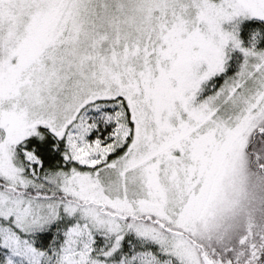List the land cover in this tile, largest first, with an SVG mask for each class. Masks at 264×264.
I'll return each mask as SVG.
<instances>
[{"label": "rangeland", "instance_id": "rangeland-1", "mask_svg": "<svg viewBox=\"0 0 264 264\" xmlns=\"http://www.w3.org/2000/svg\"><path fill=\"white\" fill-rule=\"evenodd\" d=\"M262 46L264 0H0V177L38 178L44 130L59 188L102 205L50 228L54 204L0 191V264H216L197 245L264 209Z\"/></svg>", "mask_w": 264, "mask_h": 264}, {"label": "trees", "instance_id": "trees-1", "mask_svg": "<svg viewBox=\"0 0 264 264\" xmlns=\"http://www.w3.org/2000/svg\"><path fill=\"white\" fill-rule=\"evenodd\" d=\"M251 22L253 20L247 19L238 23L236 29L242 37L241 39H244L243 28L248 26V24H252ZM231 74H234V72ZM43 131L30 135L21 143L22 147L32 149L41 161L38 178L32 179L27 175L30 178L29 181L27 179V181L21 183L20 180L11 184L5 181V177H0V191L12 197L27 198L33 203L54 204L56 208L52 212L54 218L50 217L52 218L50 219L51 222L49 221L50 228L62 223H70L75 218V215L66 216V206H74L76 209L91 207L97 209L100 214L102 205L92 200L78 199L59 188V183L62 182L60 175L63 174L61 172H64L62 163L66 152L62 148L61 140L57 147L53 148L55 140L48 132ZM117 153L118 151L111 154L109 156L110 160L119 154ZM245 156L250 172L255 174L264 186V124L252 134L245 148ZM19 174L22 176L21 173ZM24 178L26 179V177ZM259 217V221L256 220V224H252L254 226L250 227L249 232L246 230L244 234L246 236L242 240L239 239L237 243L226 242L222 247L215 242L202 241L197 245L198 249L216 264H264V209H261ZM143 219L149 220L152 225L154 224L155 218H152V216L143 217ZM256 227L258 228L256 229ZM44 229L46 230V228ZM44 229H41L39 233ZM2 260L3 258L0 254V262Z\"/></svg>", "mask_w": 264, "mask_h": 264}, {"label": "water", "instance_id": "water-1", "mask_svg": "<svg viewBox=\"0 0 264 264\" xmlns=\"http://www.w3.org/2000/svg\"><path fill=\"white\" fill-rule=\"evenodd\" d=\"M207 264H211V262L210 261H207Z\"/></svg>", "mask_w": 264, "mask_h": 264}]
</instances>
